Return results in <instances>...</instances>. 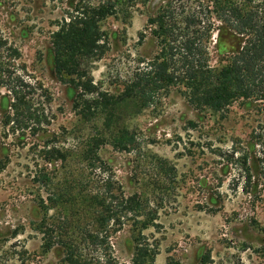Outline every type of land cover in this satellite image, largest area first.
Masks as SVG:
<instances>
[{
  "label": "rangeland",
  "instance_id": "1",
  "mask_svg": "<svg viewBox=\"0 0 264 264\" xmlns=\"http://www.w3.org/2000/svg\"><path fill=\"white\" fill-rule=\"evenodd\" d=\"M117 1L118 14L101 24L109 51L91 71L97 90L114 96L159 54L148 21L162 6L173 4L178 12L201 7L202 14L205 5L213 6L210 0ZM252 1L248 9L264 11V0ZM78 2L0 0V33L15 50L5 61L11 86L42 120L29 123L26 111L17 117L14 94L0 89V264H65L60 248L43 249V223L84 212L80 196L107 186L147 202L144 213L154 225L143 231V241L158 252L153 264H200L204 258L208 264H264V100L199 112L176 85L156 91L145 108L119 105L110 129L101 113L83 121L73 109L76 91L56 78L51 47L57 25ZM209 17L222 26L216 14ZM208 44L210 65L225 66L233 54L217 31ZM123 129L134 139L127 149L113 144ZM93 138L104 144L87 154ZM55 144L67 160L49 165L42 151ZM50 170L56 171L47 188L40 174ZM130 216L110 235V250L85 248L86 255L131 264L138 231Z\"/></svg>",
  "mask_w": 264,
  "mask_h": 264
},
{
  "label": "trees",
  "instance_id": "2",
  "mask_svg": "<svg viewBox=\"0 0 264 264\" xmlns=\"http://www.w3.org/2000/svg\"><path fill=\"white\" fill-rule=\"evenodd\" d=\"M138 1L127 0L128 3ZM118 2L105 0L94 4L90 0H79L52 34L54 73L58 81L76 91L73 109L83 121L89 122L101 113L105 116V129H110L116 123L114 112L119 105L140 104L145 108L153 101L156 91H169L176 85L183 86L181 89H184L183 95L189 105L199 112L221 113L237 102H248L253 98L264 100V11L259 6L248 9L252 0H210L213 6H203V14L201 7L197 11L189 8L178 12L173 4L162 6L148 21L159 42V54L147 64L144 72L138 70L132 76L118 96L97 90L92 66L109 51L101 24L118 14ZM212 14H216L222 26L207 18ZM215 31L221 43L230 47L228 52L233 54L222 68L210 65L208 43ZM237 41L240 44L233 50ZM14 52L0 33V89L7 88L14 94L11 107L17 117H23V111H26L29 123L40 124V116L32 112L25 98L11 86L12 73L5 61ZM23 106L25 109L21 110ZM133 142L130 131L123 129L115 136L113 144L127 149L128 143ZM103 144L100 138H93L84 152L90 154ZM42 153L49 165L67 160L56 144L47 145ZM84 157L89 159L85 154ZM55 171L40 174L47 188L54 181ZM114 191L111 186L103 191L88 190L80 196L84 212L78 208L72 213L73 217L68 216L55 224L43 223V249L50 252L55 247L60 248L65 264H106V254L90 257L84 249L110 250V235L119 233L121 219L131 215L129 218L134 219L133 227L138 231L131 264H153L158 252L143 241V231L154 225L150 214L144 213L147 202L138 193L127 196L121 189L116 191L118 195ZM49 200L54 199L51 196ZM69 200L68 197L66 202ZM43 203L45 206V201ZM107 263L113 264L110 260ZM200 264H208L206 258Z\"/></svg>",
  "mask_w": 264,
  "mask_h": 264
}]
</instances>
